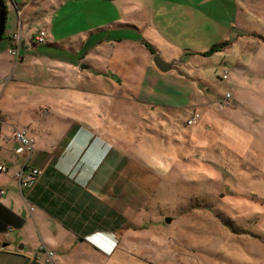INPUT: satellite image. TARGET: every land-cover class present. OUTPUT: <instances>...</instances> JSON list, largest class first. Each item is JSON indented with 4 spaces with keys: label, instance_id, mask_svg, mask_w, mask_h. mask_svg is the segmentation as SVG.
<instances>
[{
    "label": "rangeland",
    "instance_id": "rangeland-1",
    "mask_svg": "<svg viewBox=\"0 0 264 264\" xmlns=\"http://www.w3.org/2000/svg\"><path fill=\"white\" fill-rule=\"evenodd\" d=\"M4 1L7 15L0 47L19 21L12 1ZM24 5H34L26 13L25 41L38 33L43 22L52 25L56 38L88 32L77 37L85 42L78 50L77 57L84 59L80 64L91 69L94 60L104 62L108 80L111 74L119 79L120 83L113 80L119 90L124 85L113 63L123 57L134 60L138 68L131 79L133 89L154 53L168 61L186 55L187 67L180 71L200 92L195 106L181 112L133 100L120 102L119 126L103 130V141L109 144L107 158L90 173L81 169L68 173L70 184L85 190L91 204L95 200L101 217L92 223L95 215L89 203L79 205L78 196L69 206L64 202L69 211L65 223L77 238L64 245L68 249L72 243L66 253L72 264H264V158L241 159L243 151L233 149L227 140L229 128L212 120L221 115L228 119L227 112L238 111L240 118L234 121L248 132L250 149L259 140L264 148V0H23L19 7ZM18 29L13 34L21 50ZM9 51L10 47L7 53L14 61ZM225 71L228 80L221 81ZM78 72L88 73L95 82L100 74L94 68L80 71L78 67ZM226 93H231V105H220ZM6 96V105L17 106L25 121H38V135L56 127L63 112L69 113L56 112L49 105L54 92L46 97L39 92L31 96L6 92ZM193 114L199 119L189 127L186 121ZM2 122L8 127L12 123L8 115L4 120L0 117ZM16 130H24L31 141L30 150L23 152L26 163L35 155V141L26 127L11 125L8 135ZM10 135L15 150L18 144ZM66 140L61 137L57 149ZM22 170L20 166L13 173L21 191L16 174ZM0 173L6 174L7 168ZM41 180L31 191L38 186L42 196L46 188ZM30 205L34 212L22 205L25 220L36 219L45 228L50 223L45 211ZM84 212L88 221H83ZM114 217L118 218L115 224ZM166 218L172 220L170 224L164 222ZM38 241L36 250L44 244ZM53 253L51 264L57 260Z\"/></svg>",
    "mask_w": 264,
    "mask_h": 264
},
{
    "label": "crops",
    "instance_id": "crops-1",
    "mask_svg": "<svg viewBox=\"0 0 264 264\" xmlns=\"http://www.w3.org/2000/svg\"><path fill=\"white\" fill-rule=\"evenodd\" d=\"M11 1L19 21L16 20L14 30L7 35L5 44L0 47V117L4 120L5 115H8L9 122H12L11 125L20 129L29 128L30 135L35 141L36 152L28 164L42 170L51 166L56 180L68 185L69 191L65 197L72 201L74 196H78L81 199L78 200V204L83 205L85 202L82 201L84 200L82 193L85 190L82 192V189L77 186L74 188L70 184L68 173L71 170L76 171V169H81L80 172L90 173L93 166L97 165L101 159V162L105 160L109 153L107 151L109 144L103 141V130L119 126L118 116L121 101L133 100L143 105L152 104L159 108L181 112L180 110H189L190 107L195 106V97H198L200 92L195 91L196 89L190 79L180 71L182 66L187 67V63L179 67V76L174 73L161 74L151 63H146L135 81L136 86L131 89V79L134 78L138 67L134 60L127 57L113 63L114 70L123 75L119 74L122 79L121 85H124L121 90L115 83H120L117 76L110 73L111 75H108L110 83L104 72L105 63L97 59L94 60L97 64L95 65L93 62L94 67L91 66L92 70L94 68V72L100 73L95 77V82L91 80L92 78L88 73L81 74L78 72V66L84 62V59L77 56L79 51L84 48L85 42L82 43L83 38L77 39V37L82 35L85 37L88 32L77 33L66 38H56L52 25L43 22L40 24L39 30L47 31L45 43L42 45L34 44V36L31 40L26 36L28 40L25 41L22 37L27 32V27L24 26L25 17L34 5L19 7L23 0L18 3L15 0ZM42 1L44 3L53 0ZM18 28H21L22 33L21 59L15 63L8 55L7 50L10 47V36L18 32ZM36 46H41V48L38 49ZM76 46L78 49L75 52L72 48H76ZM178 58L173 57L172 59ZM164 60L169 62L165 58ZM110 76L112 77L110 78ZM95 84L100 92L95 91ZM102 85L107 90H104ZM6 92H29V96L39 92L45 97L50 96V92H54V102L49 103V105H54L56 112L69 110V113L63 112L62 116L59 115L62 118L56 127L53 126L52 130H47L38 135V131H36V128H40L38 121H25L17 106L14 109L8 107L3 101L4 98H7ZM34 112L37 113L35 109ZM227 113L228 119L221 115L213 117L212 120L215 125L220 124L227 129L229 128L227 140L231 147L237 151H243L241 156L243 160H248L247 157L249 156L264 158L263 142L259 140L258 145H255L251 150L252 140L248 136V132L235 123L234 120H237V117L240 118L238 111L234 110ZM10 126L3 125V122L0 123V164L8 170L6 174L0 173V245H5L4 247L0 246V264H44L43 255L40 254L39 250H36L39 243L38 238H40V243L46 244L47 248L55 252V256H57L55 264H72L71 259L66 255L72 243L68 249H64V245L67 241H76V234H74L73 229L65 228L61 222V220L67 221L68 213L66 218H63V215L59 220L44 212L50 223L42 229L36 219L34 222L25 220L26 218L21 213L23 203L30 208L31 212H34V208L28 199L30 198L33 202L40 201L41 195L39 192L36 193L35 189L28 194L19 190L18 184L13 178V173L20 168L22 158L13 153L14 143L9 141L7 137L10 135L7 132ZM61 137L64 140L67 139L66 144L62 149L60 147L57 149L56 145L60 142ZM3 138H6L7 141L4 142ZM51 143L54 144L48 145ZM230 151L233 152L234 150ZM261 168L264 169V165ZM45 178L47 185L53 184L52 178L47 176ZM70 188L75 190L70 193ZM43 194H47L46 189H44ZM91 203L92 200H90L89 205H86L91 208L90 211L96 216L99 213L96 212L98 209L94 207L96 202L94 200V204ZM97 204L103 207L100 203ZM58 210L59 208L56 207L53 209V213L58 214L61 211ZM49 230H53V233Z\"/></svg>",
    "mask_w": 264,
    "mask_h": 264
},
{
    "label": "built area",
    "instance_id": "built-area-1",
    "mask_svg": "<svg viewBox=\"0 0 264 264\" xmlns=\"http://www.w3.org/2000/svg\"><path fill=\"white\" fill-rule=\"evenodd\" d=\"M46 38H47V31L41 29L34 36L33 40L36 44L41 45L46 41ZM10 42H11V46L9 53L12 54L13 60L17 63L20 61V56H19L20 43L18 41L17 34H13L10 37ZM226 80H228V75L227 72L225 71L221 76V81H226ZM231 102H232L231 93H226L224 97L221 99L220 105L229 106L231 105ZM198 119H199L198 114L191 116V118L188 119L186 123L187 126L191 127L195 125ZM12 139L18 144V147L15 150H13L15 154H23V152H28L30 150L31 141L27 137L24 130L13 131ZM28 161L26 163H28ZM0 170H5V168L0 166ZM42 175H43L42 170L35 168H28L26 169V171L22 170L20 173L16 174V177H18L19 179V182L21 184V189L29 191L38 183V181L42 178ZM39 252L45 255V263L46 262L48 264L52 263V258L54 256L53 251L51 252V250L47 249L44 245H41ZM46 255H47V260H46Z\"/></svg>",
    "mask_w": 264,
    "mask_h": 264
},
{
    "label": "trees",
    "instance_id": "trees-1",
    "mask_svg": "<svg viewBox=\"0 0 264 264\" xmlns=\"http://www.w3.org/2000/svg\"><path fill=\"white\" fill-rule=\"evenodd\" d=\"M12 36V35H11ZM3 39V38H2ZM214 50V49H213ZM212 50V51H213ZM82 51V50H81ZM80 51V52H81ZM80 52H79V54H78V56L80 55ZM153 55H155L154 53H153ZM152 55V56H153ZM194 115V114H193ZM192 115V116H193ZM188 121V120H187ZM187 121H186V123H187ZM11 138H12V134H11V136H10ZM116 153V152H115ZM24 154H26V153H23V154H16V156L17 157H19V158H22L23 157V155ZM117 154V153H116ZM108 156V155H107ZM107 158V157H106ZM105 158V159H106ZM25 160H26V157L25 158H22V161H21V163H20V166H22L23 167V170L24 171H26V169H28V168H35V169H40V168H36V167H33V166H30L28 163L26 164L25 163ZM5 167V166H4ZM6 168V167H5ZM41 170V169H40ZM8 171V170H7ZM54 172V170L51 168V166H48L47 168H45V169H43V175H42V178L41 179H43V181L41 180V184H43L44 185V188H46L47 189V194H42V196L40 197V201H31L30 200V198L28 199V201H29V203L30 204H32V205H36V206H38V207H40L41 209H43L49 216H51V217H53V218H55V219H59V220H61V217L63 216V215H67V213L69 212L68 210H67V208L65 207V205H64V202H67V205L69 206V201L70 200H68L67 199V197H65V195H66V193L69 191L68 190V185H66V183H60L58 180H56V178H55V176H53V173ZM49 174V175H48ZM45 176H47L48 178L50 177V178H52L53 179V184H57V186L56 185H53V184H51V183H49L48 185H47V179L45 178ZM53 176V177H52ZM45 181V182H44ZM48 188H47V187ZM38 186H36L35 187V192H37L38 193ZM34 190V189H33ZM26 194H28V193H30V192H32L31 190H29V191H27V190H23ZM55 193H57V195L55 194ZM84 193V192H83ZM27 197H29V196H27ZM84 198H85V201H87L86 203H85V205L87 204V203H89L90 202V200H91V198L90 197H88L87 195H85V193H84ZM73 203V202H72ZM84 205V206H85ZM76 206L78 207V205L76 204ZM56 207H58L59 208V210L58 211H60L58 214H55V213H53V209H55ZM78 209V208H77ZM82 210V209H81ZM76 212L78 213V211L76 210ZM82 212H83V210H82ZM84 218H83V221H88V218H90V217H88V213H86V212H84L83 213V215H82ZM100 216H95L94 218H93V220H92V223H97V222H99L100 221ZM118 220V218H116V217H114V224L117 222V220ZM61 222H62V224H63V226L65 227V228H67V229H71L72 230V228L67 224V223H65V221L64 220H61ZM91 231H95V229H92ZM91 231H89V232H91ZM88 232V233H89Z\"/></svg>",
    "mask_w": 264,
    "mask_h": 264
},
{
    "label": "water",
    "instance_id": "water-1",
    "mask_svg": "<svg viewBox=\"0 0 264 264\" xmlns=\"http://www.w3.org/2000/svg\"><path fill=\"white\" fill-rule=\"evenodd\" d=\"M105 1H111V0H105ZM6 15H7V10L5 6V1L0 0V42L5 32ZM186 61H187V56H181L176 60H171L167 62L164 60V58L161 55L155 54L152 56L150 63L161 74L174 73L179 76L180 72L178 69L181 65H184ZM79 70L91 71L90 67L87 64H80ZM171 221L172 220L170 218H166L164 220L166 224H170ZM0 246L4 247L5 245L1 244ZM20 249L22 250V247H20Z\"/></svg>",
    "mask_w": 264,
    "mask_h": 264
},
{
    "label": "flooded vegetation",
    "instance_id": "flooded-vegetation-1",
    "mask_svg": "<svg viewBox=\"0 0 264 264\" xmlns=\"http://www.w3.org/2000/svg\"><path fill=\"white\" fill-rule=\"evenodd\" d=\"M79 66H80V65H79ZM79 66H78V67H79ZM91 70H92V69H91Z\"/></svg>",
    "mask_w": 264,
    "mask_h": 264
}]
</instances>
